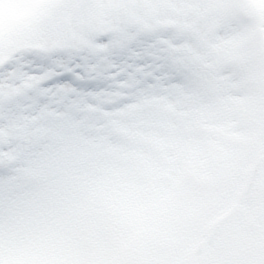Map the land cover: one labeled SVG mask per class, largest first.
<instances>
[{"label": "snow or ice", "instance_id": "obj_1", "mask_svg": "<svg viewBox=\"0 0 264 264\" xmlns=\"http://www.w3.org/2000/svg\"><path fill=\"white\" fill-rule=\"evenodd\" d=\"M0 264H264V0H0Z\"/></svg>", "mask_w": 264, "mask_h": 264}]
</instances>
